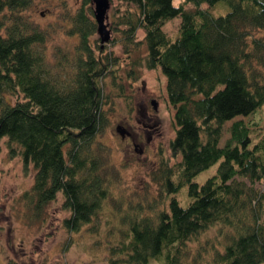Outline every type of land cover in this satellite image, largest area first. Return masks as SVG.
<instances>
[{
  "label": "trees",
  "instance_id": "1",
  "mask_svg": "<svg viewBox=\"0 0 264 264\" xmlns=\"http://www.w3.org/2000/svg\"><path fill=\"white\" fill-rule=\"evenodd\" d=\"M30 1L0 0V137L17 145L23 167H33L21 196L39 213L61 190L69 210L62 224L72 231L91 220L114 172L93 139L111 93L105 78L122 88L120 57L105 41L91 42L95 22L81 0L66 30L77 36L71 56L62 52L51 65L44 32L25 12ZM215 1L117 0L112 7L108 40L128 57L123 73L135 77L132 65L141 61L164 73L175 127L169 147L179 157L156 179L171 193L165 205L153 217L133 212L108 264H195L199 249L188 259V241L214 223L224 238L209 244L205 264H264L263 194L255 186L264 175V125L258 113L242 116L264 102V0H224L226 10L214 14ZM173 14L179 20L170 36L162 23ZM213 160L215 171L196 180ZM181 185L183 201L174 193Z\"/></svg>",
  "mask_w": 264,
  "mask_h": 264
},
{
  "label": "rangeland",
  "instance_id": "2",
  "mask_svg": "<svg viewBox=\"0 0 264 264\" xmlns=\"http://www.w3.org/2000/svg\"><path fill=\"white\" fill-rule=\"evenodd\" d=\"M116 2L117 0H108L106 7L105 21L110 32L108 37L114 34L109 20ZM29 3L25 12L31 15L35 24L44 32L45 38L41 46L47 61L52 65L62 52L71 56L77 36L66 30L69 27V17L79 7L81 0H31ZM86 4V10L94 20L92 0H88ZM210 6L214 14L223 12L228 7L224 0H217ZM178 20V15L173 14L164 20L162 28L173 36ZM141 33L142 30L137 29V36ZM98 36L94 26L90 34L91 42L97 40L100 43ZM110 39L105 41V48H110L120 57V76L117 82L122 79V88L105 78L104 87L111 93L106 102L102 103L104 124L93 139L100 146L103 144V166L114 169L110 175L107 194L91 220L72 231L62 224L61 217L69 210L61 203V190L42 205L39 213H35L30 203L21 196L22 190L32 181L33 167L30 164L23 167L20 153L16 151L17 145L11 149L3 135L0 137V264H108L109 247L122 237L119 231L127 227L133 212L139 211L140 214L153 217L171 194L160 191L162 188L156 181L161 176V166L167 162H175L179 157V152H173L169 147V137L174 134L175 127L173 106L164 95V73L158 67H147L141 61L132 65L131 73L135 77L126 76L122 67L126 65L128 68L124 64L128 57L121 51L120 43H111ZM57 65L56 67H63ZM149 95L158 97L156 109L149 104ZM143 103L146 111L157 117L154 119L152 115L151 125L143 124L147 119L141 109ZM257 113L260 115L258 119ZM242 116L257 119L259 126L264 125V102L251 114ZM118 122L135 132L138 139L136 146H133L127 135L121 136L115 128ZM229 122L230 120H226L222 124L219 143L227 134ZM148 130L151 132L149 137ZM259 131L255 128L256 133ZM139 144L141 149L138 150ZM217 161L213 160L201 167L193 177L201 181L215 171ZM255 186L263 194L260 221L264 225V175L256 180ZM174 193L182 201L187 197L184 185ZM220 228L218 223L211 224L197 237L190 239L188 247L191 254L187 258L192 259L193 252L199 249L195 264H205L212 250L211 244L224 238L220 234ZM147 264H159V260L150 258Z\"/></svg>",
  "mask_w": 264,
  "mask_h": 264
},
{
  "label": "water",
  "instance_id": "3",
  "mask_svg": "<svg viewBox=\"0 0 264 264\" xmlns=\"http://www.w3.org/2000/svg\"><path fill=\"white\" fill-rule=\"evenodd\" d=\"M93 7V17L94 22L96 23L95 29L99 34V40L102 42L108 38L110 35L109 27L107 25L106 15L107 10L106 7L108 5V0H92ZM115 128L122 134L123 130L117 124H115Z\"/></svg>",
  "mask_w": 264,
  "mask_h": 264
},
{
  "label": "flooded vegetation",
  "instance_id": "4",
  "mask_svg": "<svg viewBox=\"0 0 264 264\" xmlns=\"http://www.w3.org/2000/svg\"><path fill=\"white\" fill-rule=\"evenodd\" d=\"M157 101H158V97L156 95H149L148 96V102L149 104L152 106L153 109H156L157 108ZM142 105V111L145 113V117L147 118L146 120L143 121V124H147V125H151V123L153 122V117L152 115H154V113H151V112H148L146 111V107L145 106V103L141 104ZM151 113V115H150ZM154 119H157L156 115H154ZM119 127H121V129L123 130L122 132V135H127L129 137V140L132 141L133 143V146H136V144L138 143V139H136V136H135V132L132 131V129H130L129 127H127L126 125H123L121 123H116ZM151 135V132H149V130L147 131V137H149ZM139 138V137H138ZM141 149V145L139 144L138 145V150Z\"/></svg>",
  "mask_w": 264,
  "mask_h": 264
}]
</instances>
